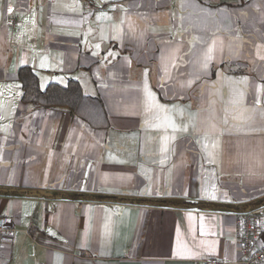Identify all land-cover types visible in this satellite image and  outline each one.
<instances>
[{"label": "crops", "instance_id": "crops-1", "mask_svg": "<svg viewBox=\"0 0 264 264\" xmlns=\"http://www.w3.org/2000/svg\"><path fill=\"white\" fill-rule=\"evenodd\" d=\"M24 65L106 123L22 101ZM243 211L264 213V0H0V264L236 261Z\"/></svg>", "mask_w": 264, "mask_h": 264}, {"label": "trees", "instance_id": "trees-1", "mask_svg": "<svg viewBox=\"0 0 264 264\" xmlns=\"http://www.w3.org/2000/svg\"><path fill=\"white\" fill-rule=\"evenodd\" d=\"M18 80L22 88L21 99L26 103L35 107L66 108L70 114L94 126L106 123L107 113L102 100L85 94L76 79H70L66 84L51 82L43 88L37 72L31 66L24 65L18 70Z\"/></svg>", "mask_w": 264, "mask_h": 264}, {"label": "built area", "instance_id": "built-area-1", "mask_svg": "<svg viewBox=\"0 0 264 264\" xmlns=\"http://www.w3.org/2000/svg\"><path fill=\"white\" fill-rule=\"evenodd\" d=\"M16 18L9 17L8 24L15 25ZM14 221L0 215V262H4L3 251L11 244L16 235ZM236 236L241 247V255L236 261L211 258L206 264H264V213L243 211L237 215ZM35 264H42L36 262Z\"/></svg>", "mask_w": 264, "mask_h": 264}]
</instances>
